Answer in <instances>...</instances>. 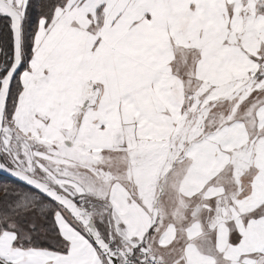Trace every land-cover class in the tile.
Instances as JSON below:
<instances>
[{"label":"snow or ice","instance_id":"snow-or-ice-1","mask_svg":"<svg viewBox=\"0 0 264 264\" xmlns=\"http://www.w3.org/2000/svg\"><path fill=\"white\" fill-rule=\"evenodd\" d=\"M0 264H264V0H0Z\"/></svg>","mask_w":264,"mask_h":264}]
</instances>
